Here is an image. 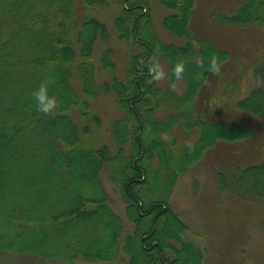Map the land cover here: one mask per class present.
<instances>
[{"label":"trees","instance_id":"trees-1","mask_svg":"<svg viewBox=\"0 0 264 264\" xmlns=\"http://www.w3.org/2000/svg\"><path fill=\"white\" fill-rule=\"evenodd\" d=\"M116 1V38L132 55L124 79L105 81L98 70L115 69L110 32L80 8H106L112 0H0V252L66 264H203V250L182 237L188 226L170 195L179 174L222 147L217 190L264 202V37L258 59L245 69L259 84L248 89L247 78L239 96L221 81L216 88L227 84L234 93L207 98L209 77L238 56L191 33L196 0H157L168 11L162 27L182 41L176 44L146 33L149 0ZM212 18L239 34L264 28V0H239L234 11ZM97 43L107 44L99 54ZM163 59L191 70L179 77L184 92L154 79L150 69ZM49 78L58 107L46 114L36 109L32 91ZM106 95L120 111L110 123L113 148L91 139L102 124L95 103ZM105 164L132 229L108 204L99 182Z\"/></svg>","mask_w":264,"mask_h":264},{"label":"rangeland","instance_id":"rangeland-1","mask_svg":"<svg viewBox=\"0 0 264 264\" xmlns=\"http://www.w3.org/2000/svg\"><path fill=\"white\" fill-rule=\"evenodd\" d=\"M116 2V0H112L110 6L106 8H80V15L86 13L104 22L111 35L108 45L113 48L112 61L115 64V69L113 72L106 71L105 73H101L98 70V80L107 81L112 75L119 80L124 79L128 69V61L132 55L125 43L116 38L113 26V17L117 16L118 11ZM149 3L151 7V22L146 33L149 35L150 31L151 38L155 35L162 42L174 44L182 42L170 36L162 27V18L168 11L157 0H149ZM238 3L239 0H196L191 21V33L194 35L196 32L199 36L206 37L210 43L220 49L229 48L228 50L233 57L238 56V59L234 57L232 60L233 64L229 63L225 71L218 74L217 78L214 76L209 77L203 89L204 91L207 90V98L215 93L222 95L227 90L228 95H230L229 93H234L227 84H225L226 88L225 86L222 87V90L221 88H216L221 81L222 83L227 82L235 85L234 90L239 96H242L246 90V80L249 79L251 82L248 89L259 84V76L255 73L253 75L252 72L251 80V74H247L245 69L247 68L246 64H252L255 59H258L256 55L259 53L257 50L260 49L259 45L262 42V37H264V28H249L246 34L243 30L239 34L240 31L235 27L219 25L212 18V14L216 12L231 13L236 9ZM244 41V46H242ZM106 45L97 43L94 51L99 54V51L105 48ZM177 62L180 61L171 60L170 64L168 60L163 59L158 62L165 73L162 78L158 79V83L166 90L180 94L185 91L186 85L181 78L176 76L172 69ZM232 69L235 70L232 71ZM183 70L188 74L191 71L187 67H183ZM226 71L228 72L226 73ZM172 75L174 76L173 81L171 80ZM213 81L214 83L212 84ZM210 87L211 90L209 91ZM218 97L216 96L212 100L214 104L217 99L219 100ZM232 101H235L234 98L229 100L230 103ZM209 104L211 105V101ZM206 105L207 102L204 104L207 109ZM94 109L95 113L99 115L102 124L100 129L94 131L91 139L95 144H105L113 148L114 142L109 130L110 123L120 117V111L113 101V96L100 97L95 103ZM210 112L212 111L210 110ZM167 114L168 112H164V115ZM196 138L197 133L195 132L188 135L189 141H194ZM223 151L222 147H215V149L206 152L199 163L191 166L188 171L179 174L176 178V183L170 195V203L174 212L188 226V230L184 232L182 237L184 240L194 242L203 250V264H258L264 262V202L258 201L254 203L239 200L233 194L220 193L217 190L214 175L217 170L221 169V162L224 160ZM99 182L108 196L109 206L120 216L125 227L132 229V225L127 221L125 215V200L121 196L117 182L113 180L110 174V166L108 164L103 165L99 175ZM0 264L66 263L30 256H10L0 252ZM72 264L102 263L76 261Z\"/></svg>","mask_w":264,"mask_h":264},{"label":"clouds","instance_id":"clouds-1","mask_svg":"<svg viewBox=\"0 0 264 264\" xmlns=\"http://www.w3.org/2000/svg\"><path fill=\"white\" fill-rule=\"evenodd\" d=\"M183 62H177L174 66V72L179 78L183 71ZM216 67V58L213 56L210 61V70L215 69ZM150 71L154 74V79L162 78L165 73L159 64L153 65ZM51 78L42 80L38 87L34 88L32 91V97L35 100V107L39 112L42 113H51L58 107V100L55 94L49 92V83H51Z\"/></svg>","mask_w":264,"mask_h":264}]
</instances>
